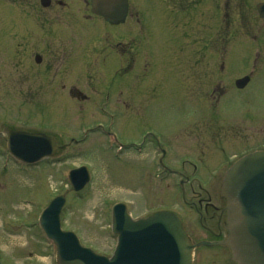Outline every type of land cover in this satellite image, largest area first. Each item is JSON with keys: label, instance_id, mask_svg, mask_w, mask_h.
<instances>
[{"label": "rangeland", "instance_id": "rangeland-1", "mask_svg": "<svg viewBox=\"0 0 264 264\" xmlns=\"http://www.w3.org/2000/svg\"><path fill=\"white\" fill-rule=\"evenodd\" d=\"M60 1L66 5L59 0L48 7L39 0H0L2 264H57L37 217L58 194L65 196L62 228L74 231L96 253L110 255L116 241L110 230L112 204L125 202L133 217L172 209L185 219L186 212L196 218L200 198L203 205L210 196L220 205L221 177L232 160L264 148V100H256L264 92L254 90L264 83V19L254 9L260 0H201L190 13L177 10L174 3L180 0H131L137 16L129 25L108 28L115 32L108 38L100 31L104 23L87 16L81 0ZM40 32L51 36L32 47L44 58L39 65L32 62L27 42L35 36L39 40ZM172 36L180 46L178 55L171 54L177 55L173 67L158 68L156 56L167 45L171 48ZM114 38L128 41L132 58L125 69L128 57L114 59ZM161 38L168 43H159ZM254 61V80L236 89L234 79ZM149 77L148 87L143 80ZM75 88L86 98L71 95L69 89ZM97 122L117 138L95 128L82 140L85 129ZM10 128L47 129L63 148L55 158L24 168L4 153L3 138ZM148 128L147 145L152 134L162 137L166 166L186 170L183 189L175 172H161L153 163L156 150L139 143ZM118 142L127 146L116 147ZM80 164L88 166L92 178L74 191L66 173ZM188 230L194 240L210 237L199 228ZM217 252L221 250L197 248L194 264H213L210 258Z\"/></svg>", "mask_w": 264, "mask_h": 264}, {"label": "water", "instance_id": "water-1", "mask_svg": "<svg viewBox=\"0 0 264 264\" xmlns=\"http://www.w3.org/2000/svg\"><path fill=\"white\" fill-rule=\"evenodd\" d=\"M97 1L99 6L110 5L109 14L115 11L123 15L125 11L126 0ZM39 137L43 134L10 130L8 148L25 160L34 148L36 155L53 152L52 141L48 146L35 144ZM80 171L75 188L84 180L85 169L71 171L72 182L73 172ZM222 193L227 199L226 243L233 259L238 264H264V151L244 155L234 162L223 177ZM62 203L63 197H56L42 218L48 235L58 245L60 264H190L191 245L186 242L179 218L172 212L158 211L132 221L124 205L115 204L112 229L118 234V244L112 256L107 257L81 247L72 232L60 230L58 212Z\"/></svg>", "mask_w": 264, "mask_h": 264}, {"label": "flooded vegetation", "instance_id": "flooded-vegetation-1", "mask_svg": "<svg viewBox=\"0 0 264 264\" xmlns=\"http://www.w3.org/2000/svg\"><path fill=\"white\" fill-rule=\"evenodd\" d=\"M29 46H31V48L33 46H35V40L33 39L31 41V44H29ZM119 46V45H116ZM112 48H114L113 46H111ZM108 48H110V44L108 45ZM120 49L121 52H124L125 56L128 57L127 61H125L126 64H131V54L129 53V49L127 47L126 44H122L118 47ZM35 48H32V52L35 54ZM43 61V56L40 57L39 62ZM48 81L45 79L43 85L47 86L46 83ZM247 86V85H245ZM222 89V88H221ZM73 93H74V89ZM258 90V89H257ZM224 91H222L221 93H223ZM256 100H260L259 98ZM257 105V104H255ZM257 106H260V104H258ZM157 145H160L159 142H157ZM211 196L208 197V199L204 200V205L202 204V198L199 199L198 202V208H196L197 213L200 216V225H201V229L205 230L209 236L210 239H208L211 242L216 243L215 246H218L219 243L222 238H221V227H222V223H221V218L223 216L224 213V209L220 206H217L215 204H213L211 202ZM210 210V212H209Z\"/></svg>", "mask_w": 264, "mask_h": 264}]
</instances>
